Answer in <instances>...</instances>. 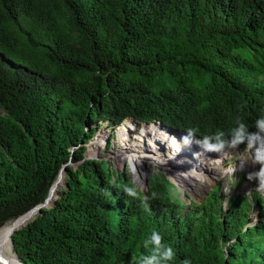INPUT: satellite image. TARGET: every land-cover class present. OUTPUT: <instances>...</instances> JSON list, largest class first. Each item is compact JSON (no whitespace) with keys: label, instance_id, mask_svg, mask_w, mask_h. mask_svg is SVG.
<instances>
[{"label":"trees","instance_id":"trees-1","mask_svg":"<svg viewBox=\"0 0 264 264\" xmlns=\"http://www.w3.org/2000/svg\"><path fill=\"white\" fill-rule=\"evenodd\" d=\"M0 108V229L65 166L53 206L12 232L14 251L5 230L13 261L264 264V193L226 197L218 183L187 202L163 172L143 192L85 158L98 122L127 117L211 143L241 124L264 136V0H0Z\"/></svg>","mask_w":264,"mask_h":264},{"label":"rangeland","instance_id":"rangeland-1","mask_svg":"<svg viewBox=\"0 0 264 264\" xmlns=\"http://www.w3.org/2000/svg\"><path fill=\"white\" fill-rule=\"evenodd\" d=\"M0 113H3V110L1 108H0ZM131 122L132 121L128 119L123 120L121 122V125H119V128H117V126L111 128L110 126H107V122L105 121L98 122L99 127L97 129L96 134L86 144L85 158L104 159L112 168L122 172L126 171L127 176L134 185V190L139 189L145 192L147 187L145 185L146 178H148V176L153 173L163 172L168 178H170L174 182L177 191L181 193V198L185 199V201L187 202H189V199H193L198 202L202 201L206 196V194L208 193V191L211 190L213 185L218 183L222 189V193L226 197L228 195H231L232 193L247 194L250 196L253 190H257L260 193H264V190H261L259 187L260 181H257L256 174H257V165L259 161L256 159L258 148L255 145H253L252 147H249V145H246L245 147L236 146L234 148L224 147L226 148V151L224 152L227 151L230 152L231 151L230 148H233L232 151L234 152L232 155H236L237 161H234V164L232 163L228 164L229 166L227 167L223 166L222 164L219 165L220 162H218L217 163L218 169H216L217 172L214 175H212L213 178L211 180H209L208 178L204 180V175L203 177H201V175L203 174V169H199L198 171L193 170L191 177L202 178V180L199 179L200 180L199 182L201 183H198L193 179L186 178V174H189L188 171H191V169L195 167L194 162H198V166L196 167V169H198V167L200 168L203 164L202 160L199 161L197 157L195 155L193 156L192 154L191 156H189L190 159L187 160H181L180 158H178L177 162L175 163V166L170 167L169 165L168 166L163 165L162 162L159 160L161 158L151 159L153 158V156H157V155H159L160 157L170 156L167 149H169L168 145H171L169 143L170 141H172V139L171 137H169L168 142L164 141V137H168L170 135H168L165 131L163 133L159 128H157L158 131H156V129H151L150 130L151 134L153 135V133L155 132L154 137L158 139V140L154 139L153 142L139 136L138 129L135 126L136 129L134 128V130L131 132V137L133 138L137 137L136 140H140V141L134 142L133 140H131L127 143L124 140V136H125L124 129H126L128 127V123ZM139 133L141 132L139 131ZM103 136L107 138L104 139ZM191 136L192 138L190 139L192 140V142L196 147L203 145V143H201L200 141L198 143L197 140L198 137H194L193 135ZM157 141H160L161 144L164 146V148L161 147L159 145V142ZM180 142H183L185 144V139L181 138ZM176 144L177 143L174 142L175 148H177ZM148 145H153L154 154L150 157H145V155L149 156L148 153H150L148 152ZM123 146H125L126 150H122L123 152H121L120 148H123ZM137 147L139 148L138 150H136ZM127 149L133 153V156L132 154L128 153ZM144 149L147 150V152H145ZM197 153L198 152H196V154ZM219 153H222V150L219 151ZM219 153L216 151L217 156H215L214 153H211L210 157L213 158L212 160L217 161L218 159H220ZM245 153L248 155L249 161L245 162L246 165H243V162L240 163L241 164L240 165L238 162L241 159L242 160L247 159V157L243 156ZM127 154L130 156V158L129 156L125 157V155ZM229 155L232 156L231 153ZM146 158H147L146 161H142L145 160ZM224 158H226V156L223 157L222 159L224 160ZM148 160H153V161H148ZM186 161L191 163L192 165L188 164L186 167ZM199 162L201 166L199 165ZM253 162L254 165L251 166L250 164H252ZM235 165L239 166L236 170H234ZM142 167H145L144 170H140ZM177 168L178 171L181 173L180 174L181 177L176 175L175 169ZM232 169L234 171H231ZM207 170L208 168H205L204 173L207 174ZM209 170L212 173V169L209 168ZM249 174L253 175L252 179H248ZM61 187H63V185ZM185 194L188 197H186ZM224 202L223 205L225 204ZM256 212L257 209L254 208L251 212V216H252L251 222L256 221L255 219ZM3 251L5 252L4 255H6L12 261L11 255L4 248ZM16 257H15V261L12 262L18 264L16 262Z\"/></svg>","mask_w":264,"mask_h":264},{"label":"bare ground","instance_id":"bare-ground-1","mask_svg":"<svg viewBox=\"0 0 264 264\" xmlns=\"http://www.w3.org/2000/svg\"><path fill=\"white\" fill-rule=\"evenodd\" d=\"M127 118H129L128 120H131L132 122L131 123H128V127L126 128V129H124V140L128 143L129 141H131V140H133L134 142H137V141H140V140H136V138L137 137H135V138H133V137H131V132L134 130V128H135V126H136V128L138 129V134H139V136H141V137H143V138H145V139H148V140H150V141H153L154 142V139H156V140H158L157 138H155L154 137V134H155V132L153 133V135L151 134V129H156V131H158V129L157 128H159L163 133H164V131L168 134V135H170V136H168V137H164V141L165 142H168V139H169V137H171V139H172V141H170V143L169 144H171V145H168L169 146V149H167L168 150V153L170 154V156L169 157H160L159 155H157V156H153V158H151V159H157V158H161V159H159L161 162H162V164L163 165H166V166H170V167H174L175 166V163L177 162V159L178 158H180L181 160H187V159H190V157L189 156H184V155H179L178 153L179 152H182V151H185L186 149H187V146L183 143V142H180L181 141V138H183V139H185V141L187 142V143H189V144H187L189 147H193L192 148V153L191 154H195L196 155V157H197V159L199 160V161H201L202 160V162H203V164H202V166H201V164H200V162H199V165L201 166L200 168L198 167V169H196V167L198 166L197 164H198V162H196V164L194 163V165H195V167L193 168V167H191V168H193V169H191V171H188L189 172V174H186V178H188V179H193L194 181H196V182H198V183H201V182H199L200 180H202V178L201 177H203V175H204V180H206L207 178L209 179V180H211L213 177H212V175H214L216 172H217V170L216 169H218V165H217V163L218 162H220L222 165H224V164H234V161H237V157H236V155H232L233 154V152L234 151H232L233 150V148H230L231 149V151L230 152H224V151H226V148H224V151H222V153H219L218 151V153H219V155H220V159H218L217 161H214V160H212L213 158H211L210 156H211V153H214L215 154V156H217L216 155V151H210V150H207V149H205L204 148V146L202 145H200V146H198V147H196L195 145H194V143L192 142V140L190 139V138H192V136L191 135H189L188 133H185V132H181V131H177L176 129H174V128H170V127H164L163 125H162V123H160V122H156V121H154V122H151V123H149V124H147V123H145V122H138L137 120H135L134 118H132V117H127ZM127 118H125V120L127 119ZM123 121V120H122ZM121 121V122H122ZM121 122L120 123H118V125H117V128H119V125H121ZM135 128V129H136ZM120 130V129H119ZM122 131V130H121ZM139 131L141 132V133H139ZM123 132V131H122ZM138 136V137H139ZM180 136H182V137H180ZM103 138L105 139V138H107V137H105V136H103ZM180 141H179V140ZM143 140V139H142ZM178 140V141H177ZM162 141V140H161ZM142 142V141H141ZM157 142H159V145L161 146V147H163L164 148V146L161 144V142L160 141H157ZM174 142H176L177 144V148H175L174 147ZM151 144V143H150ZM238 145H240V144H238ZM181 146H183L184 147V149L181 147ZM224 147H231L230 145H225ZM248 147V146H247ZM141 148H143V147H141ZM139 148L137 147V149L136 150H138ZM122 150H126L125 149V146H123V148H120V151L121 152H123ZM135 150V149H134ZM166 150V149H165ZM166 150V151H167ZM127 151H128V153L129 154H132V156H133V153L132 152H130V150H128L127 149ZM144 151L145 152H147V150H145L144 149ZM148 152H150V153H148V155L149 156H147V155H145V157H150V156H152L153 154H154V149H153V145H148ZM196 152H198L197 154H196ZM144 153V152H143ZM163 153V152H162ZM231 153V155L232 156H230L229 154ZM244 153V152H243ZM242 155V154H241ZM129 155L127 154V155H125V157H128ZM226 156V158H224V160L222 159L223 157H225ZM243 156H245V157H247V159H245V160H240L238 163L240 164V163H242L243 162V165H246V163L245 162H247V161H249V158H248V155L245 153ZM129 158H130V156H129ZM147 160V158L145 159V160H142V161H146ZM208 160V161H207ZM148 161H153V160H148ZM209 164H208V163ZM142 164V163H141ZM188 164H190V165H192L191 163H189V162H187L186 161V167H187V165ZM241 165V164H240ZM251 166H253L254 165V162L252 163V164H250ZM225 167H227V166H225ZM235 167V169L234 170H236L239 166H237V165H235L234 166ZM140 168V167H139ZM144 168L145 167H142L140 170H144ZM205 168H208V170H207V174L206 173H204V169ZM209 168H211L212 169V173H211V171L209 170ZM169 169V168H168ZM199 169H203V174L201 175V177H198V178H195V177H191V174H192V171L194 170V171H198ZM170 170V169H169ZM186 170V169H185ZM233 169L231 170V171H234ZM226 171H229V170H226ZM62 172V174H60L58 177H56V185L59 183V182H61L62 180H63V177H65V173L63 172V171H61ZM172 172V171H171ZM175 172H176V175L177 176H180L181 177V173L178 171V168L177 169H175ZM173 173V172H172ZM174 174V173H173ZM64 175V176H63ZM218 176H219V174H218ZM183 177V176H182ZM185 178V177H184ZM200 179V180H199ZM62 185V184H61ZM60 185V186H61ZM59 186V187H60ZM27 221V220H26ZM10 223H6L1 229H0V252L4 255L5 254V252L3 251V247H2V245H1V241H2V239H3V234H4V232H5V230L10 226L9 225ZM10 228V227H9ZM10 231H9V243H10V246H11V248H12V244H11V240H10ZM12 250H13V248H12ZM14 251V250H13ZM14 254H15V252H14ZM7 259H8V261H9V264H16V263H13L6 255H4ZM15 256H16V254H15ZM17 258V257H16Z\"/></svg>","mask_w":264,"mask_h":264},{"label":"clouds","instance_id":"clouds-1","mask_svg":"<svg viewBox=\"0 0 264 264\" xmlns=\"http://www.w3.org/2000/svg\"><path fill=\"white\" fill-rule=\"evenodd\" d=\"M258 125H259L260 133H264V121H259ZM177 131H181V130H177ZM181 132H184V131H181ZM190 135H192V134H190ZM221 136H223V133H218L216 135V137H215V139L217 141L216 143H211L209 137H205L204 141H201L199 138L197 140H198V143H199V141L201 143H203V146L205 149L210 150V151H218V152L224 149V146L226 143H228L233 148L236 146L245 147L246 145H249V147H252L253 145H255V143H259L260 148L255 145L258 148L256 159L259 161V163L261 162L262 164H264V136H261L259 133H257V134L245 133L243 124L240 125L239 130L235 131L234 138L230 142L220 139ZM245 139L248 140L247 143H245L243 146L238 145L239 143L245 141ZM187 144H189V143H187ZM187 144L185 141V145L187 146V149L185 151L179 152L178 153L179 155H184V156H191L192 155L191 153H192L193 147H189ZM194 155L195 154H193V156ZM194 163L196 164V162H194ZM259 163L257 165V169H258ZM219 165H221V163H219ZM223 166H229V165L224 164ZM256 175L259 177V180H260V185H259L260 189L264 190V167H262L260 169L259 173H257ZM252 178H253V175L249 174L248 179H252ZM128 191H129L130 195H135V193H133L131 189H129ZM257 217H258V215L256 214V218H255L256 220H257ZM253 222H255V221H253ZM151 239H152V243L156 246L154 251L159 252L160 247H161V239H162L161 236L158 233L153 232ZM173 255H174V253H173L172 248L170 246H166L163 253H162V258L164 260H171L173 258ZM144 264H158V261H157L155 256H150L144 260ZM183 264H190V261L185 259Z\"/></svg>","mask_w":264,"mask_h":264},{"label":"water","instance_id":"water-1","mask_svg":"<svg viewBox=\"0 0 264 264\" xmlns=\"http://www.w3.org/2000/svg\"><path fill=\"white\" fill-rule=\"evenodd\" d=\"M61 171H63L65 173V166L64 165L60 168L58 175ZM64 179H65V177H63L62 185L64 184ZM145 185L147 186V178L145 181ZM61 186L56 187V179H55L54 182L52 183L50 189H49L48 195L45 198L44 202L35 205L33 208H31L27 212L21 214L20 216H18L14 220L10 221V224H9L10 225L9 226L10 232H11L10 236L14 230H17V229L23 227L30 220H32L40 212L41 208H43V207L49 208V207L53 206V204L55 203V200L58 196V190L61 188ZM256 214H257V212H256ZM11 244H12V242H11ZM16 262L18 264H22L17 258H16ZM0 264H9L8 259L1 252H0Z\"/></svg>","mask_w":264,"mask_h":264},{"label":"crops","instance_id":"crops-1","mask_svg":"<svg viewBox=\"0 0 264 264\" xmlns=\"http://www.w3.org/2000/svg\"><path fill=\"white\" fill-rule=\"evenodd\" d=\"M183 148V147H182Z\"/></svg>","mask_w":264,"mask_h":264}]
</instances>
